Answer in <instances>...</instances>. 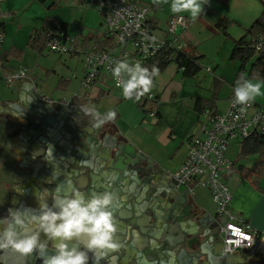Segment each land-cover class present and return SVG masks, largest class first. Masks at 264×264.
<instances>
[{
  "label": "water",
  "instance_id": "obj_1",
  "mask_svg": "<svg viewBox=\"0 0 264 264\" xmlns=\"http://www.w3.org/2000/svg\"><path fill=\"white\" fill-rule=\"evenodd\" d=\"M11 87L5 114L12 119L6 122L20 140L18 155L27 161V173L18 188L22 194H16L20 201H12V209H37L38 198L51 206L71 182L86 194L109 192L113 196L110 211L121 247L109 253V259L115 255L116 264L257 262L255 255V261L247 258L236 263L234 254L225 253V220L195 210L190 186L178 184L117 132L104 124L97 127L92 116L75 110L78 106L73 101L69 106L45 103L35 94L31 79ZM41 240H46L43 233ZM124 245L129 246L127 251ZM0 264H42V260L35 252L23 256L8 250L0 251ZM89 264H93L91 253Z\"/></svg>",
  "mask_w": 264,
  "mask_h": 264
},
{
  "label": "crops",
  "instance_id": "obj_2",
  "mask_svg": "<svg viewBox=\"0 0 264 264\" xmlns=\"http://www.w3.org/2000/svg\"><path fill=\"white\" fill-rule=\"evenodd\" d=\"M11 1L16 5L19 0ZM53 1V4L57 2ZM137 1L150 8V19L156 26L154 29L156 34L154 35L159 40L167 39V26L171 18L183 16L188 19L189 27L183 38L176 40L175 45L181 50L193 49L195 55L203 56L201 60L203 70L206 68L207 71L209 68L211 72L207 71V73H214L212 79L206 75L200 79L199 74L203 70L194 79H183L177 66L170 64L164 72L156 76L155 87L152 90L156 95H159V118L145 115L139 108L137 100L122 99L119 91L111 85L109 86L102 79L89 88H82L80 64L74 60L82 54L58 56L63 65L59 67L56 63H52L47 69H43L45 71L43 79H40L41 77L28 67L29 55H36V51L28 46L30 36L34 31L41 29L47 19L67 23L60 17H47L40 27H35L26 36L24 35L25 39L22 42L18 39L7 42L4 28V42L0 46V68L3 71L27 69L32 84L38 89V91L34 89L38 98L45 97L55 103L73 101L78 106L75 110L81 114L85 113L82 109L87 108H94L100 114L114 111L116 113L115 119L104 123V127L117 132L122 139L135 146L146 156L151 157L165 172L174 175L186 161L188 139L198 131L199 117L193 110L195 100L209 98L214 81H222L225 78L232 80L234 78L235 72L238 71V65L232 76H228L220 70L217 71V69L220 62L225 61V58L231 55L233 42L241 39L244 30L250 28L262 14L264 0H230L227 5L217 0H209V3L203 6L202 14L195 18L191 16L190 12L173 13L171 11L172 0ZM14 4L9 2L6 4L5 2L3 9L7 11V9L13 8ZM163 8H166V11L162 12ZM87 15L90 16L89 13ZM224 18L232 21L229 28V39L222 36L215 27ZM67 24V32L70 35L69 23ZM161 32H165L162 33L165 35H161ZM93 37L91 34L85 38L86 44H89ZM15 49L21 50L22 56L24 55L20 65L17 62L21 61L14 60L22 57H19L17 52L8 59H2L4 54ZM38 54H42V52ZM66 57L68 58L66 59ZM84 76L85 73H83ZM106 80L108 79L106 78ZM232 87L233 90L229 97L227 92L223 93L221 90L218 96L222 102L227 98V102H230L235 86L232 84ZM13 89L4 82H0V216H3L7 211L9 212L10 209L15 210L12 209L11 203L16 199L18 202L20 201L16 194H22L18 188L22 186V177L27 173V169L24 168L27 161L18 155L20 140L13 135L6 122L7 119L12 118H8L5 114L7 104L5 100H8V95ZM254 103L261 107L256 102ZM231 147L236 149L238 153L237 146ZM231 160L234 161V159ZM237 166L238 168L242 166L243 169L237 171V167H234L232 174L226 180V184L233 195L230 208L240 216L243 222L260 233L263 239L260 241L257 250L249 251L250 254L244 250H239L234 253L233 259L236 263L243 262L247 258L254 261L258 259L252 264H264V178L256 179L251 176L248 171L251 167H246L240 162ZM190 186L194 190L192 193L194 209L202 212V214L207 213L216 219H223L216 216L215 205L209 190L196 187L194 182ZM123 225L126 226V223ZM135 232L140 234L138 228L135 229ZM127 249L129 246L124 245V250L127 251ZM257 255L259 256L257 257Z\"/></svg>",
  "mask_w": 264,
  "mask_h": 264
},
{
  "label": "built area",
  "instance_id": "obj_3",
  "mask_svg": "<svg viewBox=\"0 0 264 264\" xmlns=\"http://www.w3.org/2000/svg\"><path fill=\"white\" fill-rule=\"evenodd\" d=\"M6 1L0 0V46L4 42L3 24L13 15L3 9ZM91 6L102 17V26L105 28V33L99 35L92 45L57 30L46 34L44 49L57 56L83 54L85 76L82 87L89 88L96 84L104 72L122 99L126 98L122 88L117 86V80L126 81L129 77L124 72L120 77H114L112 70L116 63L127 61L129 66L139 63L145 68L167 44L176 47V40L182 39L189 27L188 19L175 16L169 20L167 39L159 40L152 28L150 8L143 3L137 0H92ZM207 71L211 72L209 68ZM25 79L30 80L27 69L3 71L0 68V82L10 87ZM155 95L149 91L137 100L133 93L132 99L153 100ZM234 99L233 93L225 114L218 113L198 124V133L188 139L186 161L173 175L180 185L190 186L194 182L196 187L209 190L217 216L225 220L222 232L224 252L227 254L239 250L255 251L263 239L260 233L231 210L233 195L226 180L234 168L228 158L231 146L239 145L253 133L264 135V108L251 102L243 106L244 110L241 111L242 106H234ZM42 100L55 104L48 98ZM61 105L69 106V103ZM150 117L156 118V114L153 112ZM190 192H194L191 186Z\"/></svg>",
  "mask_w": 264,
  "mask_h": 264
},
{
  "label": "clouds",
  "instance_id": "obj_4",
  "mask_svg": "<svg viewBox=\"0 0 264 264\" xmlns=\"http://www.w3.org/2000/svg\"><path fill=\"white\" fill-rule=\"evenodd\" d=\"M159 2V0H157ZM209 0H172L173 13L190 12L192 17L202 14L203 6ZM114 77L124 72L129 77L126 81L117 80L123 96L132 99L135 93L138 100L152 87V76L158 69L153 67L149 74L147 68L139 63L129 66L127 61H119L112 70ZM234 87V106H248L261 94V84L240 77ZM93 117L99 127L115 119L116 113L109 111L100 114L94 108L82 109ZM39 208L9 210L8 216L0 219V251L29 256L34 252L41 258L42 264H89V253L93 264H116L117 257L109 253L117 252L121 244L116 238L117 227L110 207L113 196L109 192L86 194L71 186L68 191L53 199L51 206L47 200L39 198ZM57 209V210H54ZM46 240H41V234ZM54 250L49 253V246Z\"/></svg>",
  "mask_w": 264,
  "mask_h": 264
},
{
  "label": "trees",
  "instance_id": "obj_5",
  "mask_svg": "<svg viewBox=\"0 0 264 264\" xmlns=\"http://www.w3.org/2000/svg\"><path fill=\"white\" fill-rule=\"evenodd\" d=\"M45 2L46 0H39ZM81 3L87 4V0H79ZM220 3L227 5L230 0H217ZM152 28L156 29L155 24L151 21ZM232 25V21L224 18L215 27L216 30L225 38L229 39V28ZM5 24H3V29ZM61 31L68 34V24L59 22L53 19H47L43 27L34 31L30 36L28 46L34 51L43 52L45 45V36L49 32ZM69 35V34H68ZM261 44V45H260ZM15 52L21 57V50H11L2 56V59H8L12 57ZM203 56L195 55L192 50H179V48L166 45L152 61H150L145 68L148 69L149 74L152 73L153 67L158 69L156 75L152 76V87L150 91L155 87L156 76L165 71L170 65L174 64L181 72L183 79H194L203 70L201 60ZM230 61L238 65V71L236 79L233 85H237V81L242 84L244 81L240 79L241 76L244 79H259L264 82V9L262 14L254 21L252 26L244 30V35L241 39L233 42V49L230 55ZM4 67V66H3ZM223 82L216 80L213 83L211 95L206 99H196L193 110L199 117V123L204 122L207 118L217 115L218 112V95L220 85ZM159 95H155L153 100L142 98L141 101H137L141 111L150 117L151 113L156 114V118H159ZM85 116L89 114L84 113ZM255 157V161L252 164L249 173L256 179L264 178V135L259 133H253L248 139L239 144L238 153L236 158L232 161L234 167H237V171L243 169L242 166L238 168V163L243 159ZM234 170V168H233Z\"/></svg>",
  "mask_w": 264,
  "mask_h": 264
},
{
  "label": "rangeland",
  "instance_id": "obj_6",
  "mask_svg": "<svg viewBox=\"0 0 264 264\" xmlns=\"http://www.w3.org/2000/svg\"><path fill=\"white\" fill-rule=\"evenodd\" d=\"M55 1L57 2L53 4L54 2L53 0H46L45 2H41L39 0H19L18 3L15 5L12 1L10 2V0H7L6 4L8 2L10 4H14L13 8L7 9V12L13 14L11 18L5 21L6 24L5 34L7 36V42H11L14 39H18V41L21 42L24 41L25 39L24 35L26 36L27 33L33 30L35 27H40L47 19V17L50 16L60 17L61 20L69 23L70 35L79 38L81 41H84L85 38L89 37L92 34L94 37L93 40L89 42L90 45L93 44V42L99 37V35L105 33V28L102 26L103 25L102 17L97 12H95L91 6L92 0H87V4L81 3L79 0H55ZM164 11H166V8L162 9V12ZM88 13L90 14V16L87 15ZM162 33L165 32H161V35H165ZM154 34H156L155 31ZM35 54L36 55H29L28 67H30L34 71V73L39 75L41 77L40 79H43L45 76V71H43V69H47L49 66L52 65V63H56L59 67L63 65V62L59 60V57L57 55L48 53L45 50L42 52V54H38V52L37 53L35 52ZM79 56L80 57L74 58V60L75 62L80 64V76H81L80 82L82 86V81L84 78L83 73H85V67H84L85 56L83 54ZM23 57L24 55L21 57V59L18 60L14 59V60L21 61L22 59H24ZM67 58L68 57H66V59ZM22 61L17 63L20 65ZM33 63H37L38 65ZM218 70L222 71L223 73H226V75L228 76H232L234 70H237V64L230 61V55H229L228 58H225V61L220 62V66L218 67L217 71ZM205 75L209 76L212 79L214 73H207L205 68L199 74V78L202 79V77H205ZM234 75L235 76L232 80H229L227 78L222 79L223 83L220 86L219 95L222 90L223 93L227 92L229 97V94L233 90L232 84L236 79L237 73L235 72ZM101 79L104 82H106L109 86L111 85L112 87H114L112 82L106 80L104 72H102L100 76V80ZM250 80L253 83L261 84V89H260L261 94L255 98L254 102H256L257 104H259V106L264 108V82L256 78ZM236 86L237 85H235V87ZM34 88L35 90L37 89V87ZM36 91H38V89ZM227 100L228 98L222 102L221 98H219L218 109L219 112L222 114H225L229 107V102H227ZM62 103L64 102H56L55 104L61 105ZM197 133L198 131L195 132V134ZM232 146H237V149L239 148V145L237 144ZM236 155H237V150L231 147L228 152V157L230 159H235ZM254 161H255V157H250L248 159L241 160L240 164L246 167H251Z\"/></svg>",
  "mask_w": 264,
  "mask_h": 264
}]
</instances>
